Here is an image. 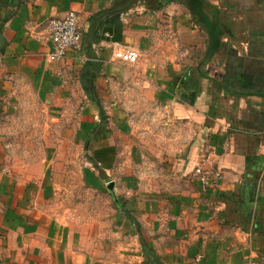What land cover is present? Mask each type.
<instances>
[{
    "label": "crops",
    "instance_id": "obj_1",
    "mask_svg": "<svg viewBox=\"0 0 264 264\" xmlns=\"http://www.w3.org/2000/svg\"><path fill=\"white\" fill-rule=\"evenodd\" d=\"M114 1L0 0V264H264V0H206L218 33L210 59L207 30L184 4L93 19ZM69 11L82 48L51 62L48 23ZM114 44L142 58L116 62ZM27 95L109 193L114 184L112 231L59 212L54 153L28 162L29 142L13 130ZM149 114L165 118L178 186L141 184Z\"/></svg>",
    "mask_w": 264,
    "mask_h": 264
},
{
    "label": "rangeland",
    "instance_id": "obj_2",
    "mask_svg": "<svg viewBox=\"0 0 264 264\" xmlns=\"http://www.w3.org/2000/svg\"><path fill=\"white\" fill-rule=\"evenodd\" d=\"M25 104L31 106L14 115V132L19 137H24L29 142V149L33 152L30 163L40 160L41 151L47 154L52 151V159L47 161L52 164V174L57 195L55 202L62 215L69 219L77 220L84 225H96L108 223L110 231L112 217L117 211L112 195L102 185L95 171L87 165L85 153L79 143L69 139V135L63 134V126L53 127L47 114L39 109L35 98L27 95ZM33 109V110H32ZM143 120L140 147L144 152V166L142 168L141 184L146 190H161L166 185L178 186L179 180L170 167L169 153L172 150L167 141L168 129L165 128V118L160 117L157 122L150 114ZM23 121L19 124L17 120ZM155 120V121H154ZM25 122V124H24ZM173 142L176 141L174 134L183 131L174 125ZM65 135V136H64ZM176 148V145H173ZM167 163V164H166ZM118 199L126 201V197L120 191ZM113 227V224H112Z\"/></svg>",
    "mask_w": 264,
    "mask_h": 264
},
{
    "label": "built area",
    "instance_id": "obj_3",
    "mask_svg": "<svg viewBox=\"0 0 264 264\" xmlns=\"http://www.w3.org/2000/svg\"><path fill=\"white\" fill-rule=\"evenodd\" d=\"M48 29L52 44L47 55L49 61H62L69 50L79 51L82 48L83 34L76 11H69L64 17L52 19L48 23ZM112 56L116 62L134 65L142 58V53L131 46L114 44ZM196 172L201 181L207 184L209 172L201 166H198Z\"/></svg>",
    "mask_w": 264,
    "mask_h": 264
},
{
    "label": "trees",
    "instance_id": "obj_4",
    "mask_svg": "<svg viewBox=\"0 0 264 264\" xmlns=\"http://www.w3.org/2000/svg\"><path fill=\"white\" fill-rule=\"evenodd\" d=\"M141 2L146 4V6H149L150 9L157 10V9H154L150 6V4H151L150 0H115L112 7L109 10L103 12L102 14H98L93 19H96L97 17H101L102 15H107V14L125 13L128 10L132 9L134 6H136L138 3H141ZM156 2H157V4L159 2H162L161 7H164L166 5V3H170V2H177L180 4H184L188 7L192 16L195 19H199L198 21L202 22V25L207 30V33L209 36V47H208L206 59H210L211 56L213 55V53L217 50L213 47L212 43H214L215 39L217 38L216 35L218 34L217 32H215V30L213 28L214 25L212 24V21L210 20V17L207 14V10H211L212 5L210 3H208L206 0H165V1L164 0H158ZM95 34H98V31H96ZM207 61L208 60H204L200 64L201 67L198 69L200 75L203 77H205L207 75V73L205 72V66L207 64ZM128 216H130V214H128ZM142 244L144 247L147 248L146 250L148 252V256H151L153 259L154 258L156 259V255L146 246V244L143 240H142Z\"/></svg>",
    "mask_w": 264,
    "mask_h": 264
},
{
    "label": "flooded vegetation",
    "instance_id": "obj_5",
    "mask_svg": "<svg viewBox=\"0 0 264 264\" xmlns=\"http://www.w3.org/2000/svg\"><path fill=\"white\" fill-rule=\"evenodd\" d=\"M151 1V4H150V6L152 7V8H154V9H157V10H161V9H163V8H165V7H167L168 5H170L171 3H176V2H170V3H166V5L164 6V7H161L162 6V2H159L158 4H157V2L156 1H158V0H150ZM154 1V2H153ZM165 1V0H164ZM186 6V5H185ZM148 8H149V6H147Z\"/></svg>",
    "mask_w": 264,
    "mask_h": 264
},
{
    "label": "water",
    "instance_id": "obj_6",
    "mask_svg": "<svg viewBox=\"0 0 264 264\" xmlns=\"http://www.w3.org/2000/svg\"><path fill=\"white\" fill-rule=\"evenodd\" d=\"M109 191L112 194V196L116 199V194L114 191V184L112 182L109 184Z\"/></svg>",
    "mask_w": 264,
    "mask_h": 264
}]
</instances>
